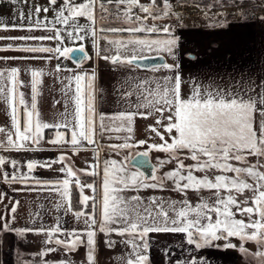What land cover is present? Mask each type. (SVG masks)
Instances as JSON below:
<instances>
[{
    "label": "snow or ice",
    "instance_id": "snow-or-ice-1",
    "mask_svg": "<svg viewBox=\"0 0 264 264\" xmlns=\"http://www.w3.org/2000/svg\"><path fill=\"white\" fill-rule=\"evenodd\" d=\"M9 3L28 7L29 0ZM110 4L116 5L114 13L106 6ZM160 4L157 0L147 4L140 0H46V6L32 4L27 11L17 7L15 22L0 18V31L23 33L0 35L4 42L0 53H14L0 55V62H19L0 67V101L7 105L10 117V125L0 127V149L47 154L23 163L0 155V183L12 185L13 192L47 187L60 195L62 202L55 207L66 211L72 210L75 188L79 209L74 216L83 224L71 230L64 229L59 220L54 226L40 224L37 212L30 215V224L17 227L21 202L0 190V251L6 235L13 236L10 249L17 237L42 236V248L36 253L41 259L36 264H75L67 257L80 249L84 250L81 264H98V238L103 248L122 244L128 249L122 264H209L198 255L174 260L167 239L174 235L184 236L194 251L223 248L248 254L249 243L264 248V93L255 99L245 90H208L185 80L181 37L172 25L157 23L173 15V5L170 0H160ZM249 6L264 10V0L254 5L252 0H234L238 11ZM109 15L121 25L107 26ZM182 20L177 17L176 26L182 27ZM109 34L128 37L109 39ZM53 41L55 46L50 45ZM65 41L80 44L72 48ZM86 41L93 55L85 51ZM153 52L172 57L171 63L143 65L163 75L122 81L115 101L122 107L111 114L98 112L99 62L138 69L140 61L149 59L146 53ZM60 58H74L77 66L65 68L57 62L54 71L47 73L33 66ZM86 61L95 66L86 69ZM61 73L68 74L61 77ZM46 76L57 78L61 94L60 99L52 98L54 111L47 119L41 111ZM47 90L56 89L47 86ZM138 132L143 138H138ZM106 134L109 139L115 134L121 141L107 145L111 152L140 146L145 150L120 160H101L104 145L100 140ZM68 150L75 155L91 150L95 159L77 168ZM152 152L167 155L153 165L148 159ZM166 165L173 167L158 175ZM142 168L150 169L149 174ZM43 172L60 178L41 179ZM143 191L173 192L181 199L145 197ZM205 191L210 195L193 205L189 193ZM157 244L163 245L157 249L161 256L153 260ZM61 253L66 258L47 259ZM255 255L264 260V251Z\"/></svg>",
    "mask_w": 264,
    "mask_h": 264
},
{
    "label": "crops",
    "instance_id": "crops-1",
    "mask_svg": "<svg viewBox=\"0 0 264 264\" xmlns=\"http://www.w3.org/2000/svg\"><path fill=\"white\" fill-rule=\"evenodd\" d=\"M175 5L172 9L173 15L170 18H164L157 23L172 25L176 28V34L181 37V66L183 68V77L185 80H194L201 85L202 88L208 90L224 89L229 91L245 90L253 98L258 99L261 93H264V10L260 7L249 6L246 9L237 10L234 7V0H174ZM80 2V0H77ZM141 3H148V0H140ZM160 4V0H157ZM243 0H241V3ZM258 0H252V4H256ZM32 4H40L46 6V0H29L28 7L24 5H12L9 0H0V18L4 22L16 21V8H23L25 11L31 7ZM114 13L116 5H106ZM162 7V4H160ZM207 6V7H206ZM120 11H123L121 6ZM187 15V19L182 20V27L176 26L177 17ZM193 14V15H192ZM142 15V14H141ZM49 19L52 18V13L48 14ZM99 17V12H98ZM81 22H85L83 19ZM149 24L153 21L149 20ZM99 24V19L97 20ZM105 24L107 26H120L121 22L113 18L112 15L106 17ZM23 33L18 31H0V35L12 36L21 35ZM37 34H41L39 31ZM144 35H149L145 33ZM163 36V33L156 34ZM128 34L113 36L109 34V39L123 38L127 39ZM155 38V36H153ZM106 45V42H104ZM4 42H0L3 46ZM68 47H79L80 42L65 41ZM51 46H55V42H50ZM85 51L89 55H93L94 51L88 41L85 42ZM155 54L157 53H146ZM193 54V55H189ZM0 55H14V53H0ZM149 56V55H148ZM194 57L195 59H192ZM59 62L62 67L75 68L77 64L72 59L60 58L59 61L52 60L51 62H34L33 66L42 67L45 72L54 71V66ZM19 62H0V67L15 66ZM167 63V61H166ZM187 65V67H185ZM95 66L92 61H86L84 67L86 69ZM23 67V65H21ZM100 76L96 82L98 92L97 96V110L103 111L106 114H111L122 107L121 104L116 103V98L119 94L120 84L122 81L128 79L135 81V78H150L153 76H162L161 73H153L151 68H135L126 70L123 68H116L105 62H99ZM68 73H61L60 76L67 75ZM23 78L27 79L26 74H22ZM45 93L43 104L41 106L42 115L47 119L49 118L54 109L51 108L52 98L60 99L61 94L57 78L45 77ZM47 86L55 88L54 92H49ZM130 90V89H129ZM27 93V90H26ZM7 105L0 101V127L10 125V117L6 111ZM59 109V106H57ZM62 110V109H60ZM2 135V134H0ZM112 139L106 134L100 143L104 145L101 150V159L104 157L105 151L109 156L119 155H132L136 152H143L133 149L129 152L124 150L120 153L111 152L108 150L107 145L110 143H120L121 141L115 138V134H111ZM99 139V137H97ZM90 148V146H89ZM107 154V155H108ZM0 155H5L12 159L20 160L22 163L27 159L36 158L43 159L47 154L36 155L33 153L25 152H7L0 149ZM68 155L74 162L77 168H84L85 161L92 162L95 155L91 150L81 151L79 155H75L68 150ZM167 166V165H166ZM10 170V169H9ZM41 179H59L60 177L53 176L50 173H40ZM82 179H89L82 177ZM12 185H5L0 183V190L8 193L9 199H17L21 202L17 214V227H22L31 223L30 215L39 213L36 218L37 222L44 225L54 226L57 220L63 225L64 229L71 230L73 228H81L83 224L74 216V212L78 209L73 208L71 211H66L65 208L57 209L55 205L61 203L59 193L47 190L32 192H13ZM20 187V186H17ZM74 189V188H73ZM73 192V191H72ZM5 204L8 200H5ZM3 208V205H0ZM35 238H43L36 236ZM21 238H16L15 246L9 248V241L13 240V236H4L3 250L0 251V264H36L38 258L32 259L30 256H25L20 245H18ZM112 239H118L113 236ZM170 241L169 250L171 257L175 260L187 259L189 256L198 255L207 258L209 264L211 261H221L220 256L213 250H193L192 246L187 245L186 239L182 235H174L167 237ZM162 244L153 246L152 258L158 259L161 253L157 249L162 248ZM102 250L105 252L103 253ZM38 251L31 252L36 255ZM30 254V255H32ZM76 255L77 258L73 257ZM84 255V250L80 249L78 254H69L67 257L75 262L81 264V256ZM102 255L106 262H114L111 249L101 248L98 238V264H101ZM63 253L58 256H49L47 259L58 260L64 259ZM222 264H242L239 254L236 257H226Z\"/></svg>",
    "mask_w": 264,
    "mask_h": 264
},
{
    "label": "rangeland",
    "instance_id": "rangeland-1",
    "mask_svg": "<svg viewBox=\"0 0 264 264\" xmlns=\"http://www.w3.org/2000/svg\"><path fill=\"white\" fill-rule=\"evenodd\" d=\"M161 37H163V36H161ZM152 38H154V37H152ZM153 53H155V52H153ZM146 55H149V57L150 56H155V54L154 55L153 54H146ZM157 55H161V56L165 57L166 60H167V63H171L172 62V57L168 56L166 53L161 52V53H157ZM190 55H193V54H190ZM141 127H142V124H141ZM137 136H138V138H143L142 135L139 132L137 133ZM150 142H153V141H150ZM137 149L140 150V151H144L145 150V148L143 146H140ZM126 152H129V150H126ZM107 154H108L107 151H105L104 157L101 160H103V159H117V160L123 159L119 155H114V156L111 157V156H109V154L108 155ZM158 156H159V154L157 152H153L152 160L154 162H157V157ZM188 163H191V161H187L186 162V164H188ZM168 166H169V168H168L169 170H171L172 167H173V165H168ZM162 174H163V172H162ZM153 194L164 196L167 199H173V200L181 199V196L179 194L173 193V192L143 191L141 193V195H143L145 197H147L149 195H153ZM208 195H210V194L207 191L202 192V193H189V197L188 198L191 200L192 204L195 205L196 203L200 202V199H201L202 196L206 197ZM35 237L36 236L29 235L26 239H23V240L20 239L18 245H20V247L22 248L23 252L26 251V253H23L25 256L27 255V256L32 257V259L38 258L40 260L41 259L40 257H38L37 255H33L31 252H35V251H40L41 250V248H42L41 241L43 240V238H35ZM250 246L255 248V245H253V244H251ZM101 248L103 249V247H101ZM102 252L104 253L105 251L102 250ZM111 252H112V255H113L114 262H112V263L106 262L104 260V256L102 255L101 264H122L121 257L127 255L128 249L125 248L124 245L118 244L115 249H111ZM30 254H32V255H30ZM83 256H81V261L83 260ZM73 257L77 258L76 255H74Z\"/></svg>",
    "mask_w": 264,
    "mask_h": 264
},
{
    "label": "flooded vegetation",
    "instance_id": "flooded-vegetation-1",
    "mask_svg": "<svg viewBox=\"0 0 264 264\" xmlns=\"http://www.w3.org/2000/svg\"><path fill=\"white\" fill-rule=\"evenodd\" d=\"M152 153H150V158L152 160ZM159 156L157 157V161L159 159H163L166 157V153H158ZM135 155V154H133ZM153 164L156 165L157 162H154L152 160ZM187 162V160L185 161V163ZM169 166H165L164 169H161V171L158 173V175H162V172L164 171H168L169 169ZM253 244L255 245V248L251 247L250 245ZM246 247L248 248V254H245V253H241L237 250H231V249H228V250H225L223 248H210L211 250H213L214 252H217L220 256V259L221 261H211L210 264H222L223 260L226 258V257H236L237 254H239V257H240V260H241V263L242 264H264V260H262L261 257L255 255V253L259 252V251H264V248H261L260 245H257L255 243H249L246 245Z\"/></svg>",
    "mask_w": 264,
    "mask_h": 264
},
{
    "label": "water",
    "instance_id": "water-1",
    "mask_svg": "<svg viewBox=\"0 0 264 264\" xmlns=\"http://www.w3.org/2000/svg\"><path fill=\"white\" fill-rule=\"evenodd\" d=\"M73 48H78V47H73ZM72 60L77 64V62H76V60L74 58H72ZM166 61H167L166 58L161 56V55L150 56L147 61H140V63H141V67L140 68H145V67H143L144 64H148V65L156 64V65H159V64H162V63H166ZM149 68H146V69H149ZM148 159H149V162L151 164H153V162H152V160L150 158V155H149ZM139 170L140 171H144L146 175L149 174V172H150V169H147V168H142V169H139Z\"/></svg>",
    "mask_w": 264,
    "mask_h": 264
},
{
    "label": "trees",
    "instance_id": "trees-1",
    "mask_svg": "<svg viewBox=\"0 0 264 264\" xmlns=\"http://www.w3.org/2000/svg\"><path fill=\"white\" fill-rule=\"evenodd\" d=\"M72 205H73V208L75 209L79 208V205L77 203V191L75 188L73 189V192H72Z\"/></svg>",
    "mask_w": 264,
    "mask_h": 264
},
{
    "label": "built area",
    "instance_id": "built-area-1",
    "mask_svg": "<svg viewBox=\"0 0 264 264\" xmlns=\"http://www.w3.org/2000/svg\"><path fill=\"white\" fill-rule=\"evenodd\" d=\"M170 3H172L173 5V9H174V5H175V1L174 0H170ZM187 15L188 14H184V16L182 17L183 19H187ZM193 15V14H192Z\"/></svg>",
    "mask_w": 264,
    "mask_h": 264
}]
</instances>
